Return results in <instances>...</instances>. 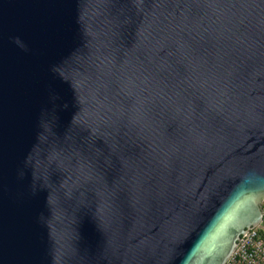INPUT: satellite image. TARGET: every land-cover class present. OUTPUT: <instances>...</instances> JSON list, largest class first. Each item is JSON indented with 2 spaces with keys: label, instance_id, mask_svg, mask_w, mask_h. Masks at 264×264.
I'll list each match as a JSON object with an SVG mask.
<instances>
[{
  "label": "water",
  "instance_id": "95a60500",
  "mask_svg": "<svg viewBox=\"0 0 264 264\" xmlns=\"http://www.w3.org/2000/svg\"><path fill=\"white\" fill-rule=\"evenodd\" d=\"M263 201L264 0H0V264H226Z\"/></svg>",
  "mask_w": 264,
  "mask_h": 264
},
{
  "label": "built area",
  "instance_id": "2783aa9c",
  "mask_svg": "<svg viewBox=\"0 0 264 264\" xmlns=\"http://www.w3.org/2000/svg\"><path fill=\"white\" fill-rule=\"evenodd\" d=\"M262 209L264 213V203ZM226 264H264V218L242 237Z\"/></svg>",
  "mask_w": 264,
  "mask_h": 264
},
{
  "label": "rangeland",
  "instance_id": "374dc122",
  "mask_svg": "<svg viewBox=\"0 0 264 264\" xmlns=\"http://www.w3.org/2000/svg\"><path fill=\"white\" fill-rule=\"evenodd\" d=\"M263 203H264V201H263ZM263 203H262V205H263Z\"/></svg>",
  "mask_w": 264,
  "mask_h": 264
}]
</instances>
